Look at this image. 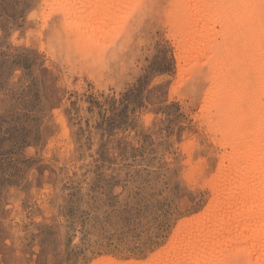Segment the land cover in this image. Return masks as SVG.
I'll return each mask as SVG.
<instances>
[{
  "label": "rangeland",
  "instance_id": "374dc122",
  "mask_svg": "<svg viewBox=\"0 0 264 264\" xmlns=\"http://www.w3.org/2000/svg\"><path fill=\"white\" fill-rule=\"evenodd\" d=\"M154 1L90 58L66 3L0 0V264H145L209 209L208 85Z\"/></svg>",
  "mask_w": 264,
  "mask_h": 264
},
{
  "label": "bare ground",
  "instance_id": "6f19581e",
  "mask_svg": "<svg viewBox=\"0 0 264 264\" xmlns=\"http://www.w3.org/2000/svg\"><path fill=\"white\" fill-rule=\"evenodd\" d=\"M56 1L68 7L65 20L77 13L80 23L91 22L98 36L78 31L82 26L73 31L75 38H83L77 55L91 58L101 53L105 37L114 40L122 24L134 19L143 0ZM167 5L164 16L176 36L179 71L205 68L200 69L208 85L201 121L218 146L219 163L209 185V209L181 223L170 247L145 264H239L242 258L245 264L264 262V0H168Z\"/></svg>",
  "mask_w": 264,
  "mask_h": 264
}]
</instances>
